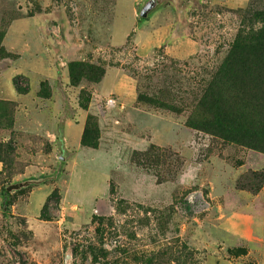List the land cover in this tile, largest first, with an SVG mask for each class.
<instances>
[{"label": "rangeland", "instance_id": "1", "mask_svg": "<svg viewBox=\"0 0 264 264\" xmlns=\"http://www.w3.org/2000/svg\"><path fill=\"white\" fill-rule=\"evenodd\" d=\"M263 83L264 0H0V264H264Z\"/></svg>", "mask_w": 264, "mask_h": 264}, {"label": "crops", "instance_id": "2", "mask_svg": "<svg viewBox=\"0 0 264 264\" xmlns=\"http://www.w3.org/2000/svg\"><path fill=\"white\" fill-rule=\"evenodd\" d=\"M2 167H3V164L0 162V171L2 170ZM46 188H42V187H37L32 193H31V198L34 197V196H40L42 194V192L45 190ZM46 191V190H45ZM46 193H48V190L46 191ZM38 206V209L40 208L39 207V203L37 204ZM41 206V205H40ZM36 209V208H35ZM37 210V209H36Z\"/></svg>", "mask_w": 264, "mask_h": 264}, {"label": "trees", "instance_id": "3", "mask_svg": "<svg viewBox=\"0 0 264 264\" xmlns=\"http://www.w3.org/2000/svg\"><path fill=\"white\" fill-rule=\"evenodd\" d=\"M263 85H264V83H263ZM263 91H264V87H263ZM217 112H218V111H217ZM217 112L215 111L214 115H215ZM222 115H224V113L221 112L219 115L216 116V119L220 120V117H221ZM203 119H204V118H203ZM236 119H238V118L236 117ZM192 125H193V123H192ZM193 126H195V125H193ZM221 134L224 135V133H221ZM225 136H226V135H225Z\"/></svg>", "mask_w": 264, "mask_h": 264}]
</instances>
